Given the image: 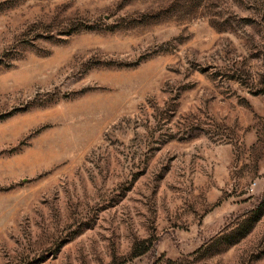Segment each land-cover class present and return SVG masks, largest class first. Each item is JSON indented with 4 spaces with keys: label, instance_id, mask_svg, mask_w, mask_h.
I'll use <instances>...</instances> for the list:
<instances>
[{
    "label": "rangeland",
    "instance_id": "374dc122",
    "mask_svg": "<svg viewBox=\"0 0 264 264\" xmlns=\"http://www.w3.org/2000/svg\"><path fill=\"white\" fill-rule=\"evenodd\" d=\"M0 264H264V0H0Z\"/></svg>",
    "mask_w": 264,
    "mask_h": 264
}]
</instances>
